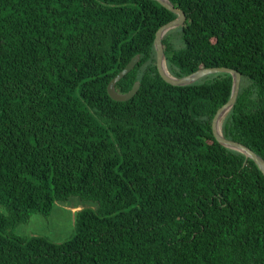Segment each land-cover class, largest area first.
<instances>
[{"label":"trees","instance_id":"1","mask_svg":"<svg viewBox=\"0 0 264 264\" xmlns=\"http://www.w3.org/2000/svg\"><path fill=\"white\" fill-rule=\"evenodd\" d=\"M177 77L242 74L224 135L264 158V0H170ZM157 0H0V264H264V174L212 121L229 72L188 85L157 67ZM113 99L108 84L135 56ZM92 201L74 235L17 233L58 201ZM93 203V204H94Z\"/></svg>","mask_w":264,"mask_h":264},{"label":"water","instance_id":"2","mask_svg":"<svg viewBox=\"0 0 264 264\" xmlns=\"http://www.w3.org/2000/svg\"><path fill=\"white\" fill-rule=\"evenodd\" d=\"M157 1L160 2L166 8H168L169 10L177 14V17L175 19L162 25L156 33L154 45L157 56V67L161 76L167 82L173 85L183 86V85L192 84L210 74L219 73V72L231 73L233 77L232 94L229 100L218 109L217 113L213 118L212 121L213 133L216 139L225 147L243 153L247 158L253 159L257 164V166L259 167V169L264 174V158L261 155H259L257 152H255L252 148L245 145L244 143L227 138L223 132V122L227 117V115L229 114V112L231 111V109L233 108V106L235 105L241 88L242 74L238 70L226 66L204 67L182 77H177L174 74H172L167 65V58L165 54L163 38L169 31L184 24L186 20V14L182 9L177 8L170 0H157ZM138 61H139V55H135L131 59V61L125 66V68H123L109 82L108 92L113 99L118 101L128 100L132 98L138 91L140 86V82L138 81L135 82L133 87L126 93L118 92L115 88L116 83L119 80H121L127 73H129L135 67Z\"/></svg>","mask_w":264,"mask_h":264},{"label":"rangeland","instance_id":"3","mask_svg":"<svg viewBox=\"0 0 264 264\" xmlns=\"http://www.w3.org/2000/svg\"><path fill=\"white\" fill-rule=\"evenodd\" d=\"M178 27L173 30V37L177 38ZM92 201L71 197L67 201H58L49 216L35 213L31 219L16 228L17 233L28 235H44L54 241H65L71 238L75 231V214L83 207H95Z\"/></svg>","mask_w":264,"mask_h":264}]
</instances>
